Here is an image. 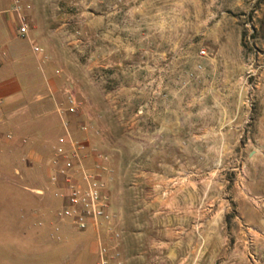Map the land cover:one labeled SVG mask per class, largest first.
I'll return each mask as SVG.
<instances>
[{
    "label": "crops",
    "instance_id": "crops-1",
    "mask_svg": "<svg viewBox=\"0 0 264 264\" xmlns=\"http://www.w3.org/2000/svg\"><path fill=\"white\" fill-rule=\"evenodd\" d=\"M2 2L0 15L16 30L20 15ZM52 23L34 15L21 44L4 43L0 18V159L4 148L21 151L47 170L49 182L54 150L69 154L70 141L80 144L86 170L100 164L96 155L106 157L102 179L118 238L99 235L110 264H264V174L242 159L240 126L227 131L222 117L195 122L174 99L121 97L116 90L124 85L104 90L92 81L96 71L72 69L64 54L48 52L46 44L59 42ZM68 95L80 103L75 115L66 112Z\"/></svg>",
    "mask_w": 264,
    "mask_h": 264
},
{
    "label": "rangeland",
    "instance_id": "rangeland-1",
    "mask_svg": "<svg viewBox=\"0 0 264 264\" xmlns=\"http://www.w3.org/2000/svg\"><path fill=\"white\" fill-rule=\"evenodd\" d=\"M15 1L2 3L13 10ZM18 1L28 28L34 15L52 16L59 42L46 44L48 52L64 54L72 69L96 71L92 81L104 90L107 84L124 85L116 90L121 97L174 99L183 102L180 110L197 116L195 122L213 124L222 117L227 131L240 126L242 159L252 160L263 177L264 0ZM0 18L4 43L21 44L5 22L7 14ZM186 101L193 104L186 108ZM4 153L0 264H97L94 235L64 222L55 232L53 214L60 204L47 170L16 149Z\"/></svg>",
    "mask_w": 264,
    "mask_h": 264
},
{
    "label": "built area",
    "instance_id": "built-area-1",
    "mask_svg": "<svg viewBox=\"0 0 264 264\" xmlns=\"http://www.w3.org/2000/svg\"><path fill=\"white\" fill-rule=\"evenodd\" d=\"M21 6L16 0L13 5V12L19 14ZM18 37L25 38L28 34V26L24 17L19 16V25L16 28ZM32 51L40 56H44V50L32 42ZM80 106L73 96H67L66 112L75 115ZM64 128L68 129L69 122L63 123ZM87 125L79 126V131H87ZM68 136L69 133L67 132ZM6 139L12 140L13 136L6 135ZM62 142V140H61ZM71 152L66 154L62 148L54 150V155L50 160L49 184L54 189L52 195L61 201L59 208L53 214L54 230L57 232L59 223H67L70 228L79 233L87 232L89 229L97 233L96 240L98 248L96 252L97 264H110V248L101 242L99 232L103 230L109 238H118L115 230L114 215L109 211V203L106 182L102 179V174L106 170L105 163L107 158L96 155L100 164L95 165L94 171L84 169L81 165L78 142L70 141ZM63 161V165L61 162ZM77 169L80 175V182L75 179L71 170ZM76 175V174H75Z\"/></svg>",
    "mask_w": 264,
    "mask_h": 264
}]
</instances>
